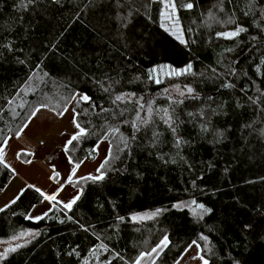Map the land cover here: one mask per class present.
<instances>
[{
  "label": "trees",
  "instance_id": "16d2710c",
  "mask_svg": "<svg viewBox=\"0 0 264 264\" xmlns=\"http://www.w3.org/2000/svg\"><path fill=\"white\" fill-rule=\"evenodd\" d=\"M20 2L0 0V44L13 42L12 52L0 48V140L10 134L9 130L15 138V131L22 122L28 123L26 117L37 103L48 104L50 110L56 108L62 102L61 97L68 94L63 85L70 84L71 88L88 91L96 97L103 96L89 79L100 77L101 72L120 79L121 83L114 85L115 94L123 91L135 92L145 98L154 96V107H166L168 100L161 94L166 84L148 80L149 70L158 65L180 68L191 61L197 75L178 76L175 80L191 84L201 93V100L192 102L194 106L186 100L177 108V114L184 121L179 134L189 141L182 147L181 155L193 166L191 169L181 162L163 165L156 159V151L169 155L175 152L168 142L170 135L162 125H158V130L163 132V142L156 148L149 145L151 131L143 139L138 136L145 147L135 153L134 160L127 165V172H109L106 182L95 185L91 181H79L85 195L82 202H78L81 206H74V218L85 223L86 227L94 225L95 235L93 229L85 232L77 224L64 219L59 208L40 221L26 218L34 210L32 205L37 207L43 200L34 190L25 188L24 195L16 203L0 212V241L25 229L38 235L17 252L0 260V264H103L105 258L111 264H131L140 252L150 251L165 233L171 243L156 264H173L174 259L180 260L188 243L198 240L199 233L209 237V247L215 253L201 252L206 258L211 256L210 264H231L236 259L241 264H264V235L242 231V226L249 221L264 225V136L259 132L264 129V112L260 110L264 104H248L239 91L241 84L248 80L255 81L256 87L264 91V85L260 83L264 80V68L257 71L254 61L258 53L250 41L251 36L264 39V32L252 24V16L242 17L241 11H236V22H243L248 32L238 38L236 51L226 53L224 49L235 47L236 41L217 38L215 33L235 26L225 21L232 14L237 0L231 4L224 0L223 11H220L221 0H194V9H180L181 24L185 29H192L185 33L189 42L187 47L160 27L164 23L160 16L164 10L162 5L152 3L148 15L144 14L141 5L145 0H136L135 3L131 0H94V3L90 0H61L56 5L49 0H39L38 5L18 8ZM181 2L185 0H177L178 7ZM243 5L244 0H240L241 8ZM137 7L140 8L138 13L135 11ZM129 10L133 11L129 18L131 24L128 28H121L116 17L118 14L121 17L127 15ZM256 15L258 17V10ZM125 43L127 48L123 46ZM229 58L248 72L247 78L224 75ZM19 60L25 63L21 64ZM218 60L222 63L218 64ZM34 68L35 76L27 80ZM213 68L216 74L212 73ZM201 72L207 78L201 77ZM44 73L49 75L44 76ZM136 76L140 79L135 80ZM229 83H234L235 88L227 87ZM37 84L39 88H36ZM205 93L214 101L210 108L223 104V109H218L217 115H211L209 107H205L211 121L209 131L201 133L199 119L189 122L185 113L195 112L204 104ZM248 94L255 96L256 88L249 87ZM237 97L241 98V108L235 107ZM106 100L105 96L98 102L116 112L124 107L129 109L120 119L135 117L133 106L127 101L123 104L118 101L120 108H116ZM98 111L90 109L87 114L81 113L78 119L85 125L91 121L97 131L104 118L110 123H118L111 114L97 116ZM246 124L251 127H244ZM119 126L125 135L129 134L128 125ZM215 129L224 132L219 142L215 141ZM75 145L73 142L68 146L70 154L73 159H82L88 142H81L76 151L71 152ZM96 156L86 161H93ZM20 158L30 160L31 155L21 154ZM125 166L119 162L116 164L117 168ZM116 175L119 179H110ZM13 177V172L0 164V195ZM192 181H196L195 186ZM192 199L211 208L212 212L205 214L203 220H197L188 209L171 207L176 201ZM98 203L104 207L99 208ZM157 208L166 211L144 223L130 219L138 214H151ZM72 214V211L68 212V215ZM118 215L124 216L125 220L117 221ZM101 242L111 251H101L98 262L89 249L94 244L98 247ZM199 243L203 249L204 242ZM72 248L77 249L79 257L66 254Z\"/></svg>",
  "mask_w": 264,
  "mask_h": 264
},
{
  "label": "snow or ice",
  "instance_id": "6c2138e0",
  "mask_svg": "<svg viewBox=\"0 0 264 264\" xmlns=\"http://www.w3.org/2000/svg\"><path fill=\"white\" fill-rule=\"evenodd\" d=\"M50 3L53 5L59 4L61 0H49ZM132 3H135L136 0H131ZM233 0H228V3L231 4ZM90 3H94V0H90ZM156 3L158 5L163 6V11L160 12V16L164 18V23H161L160 27L164 28L165 32H169L171 36H173L181 45L185 47L188 46V40L185 39V33L192 31L191 28L185 29L180 22L179 12L180 9L185 10H192L195 7L194 0H185V2H181L179 7L177 6V0H145V2L141 5L144 9V14L148 15V7L152 4ZM223 3L224 0L220 2V11H223ZM38 5L39 0H21V2L17 5L18 8H27L28 5ZM119 6V5H118ZM239 10L242 13V17H249L252 16V24L260 31L264 32V0H244L243 8L240 6V0H237L236 4L234 5V10L232 14L228 16V19L225 23L234 24L235 26L228 31H218L215 33L217 38H224L226 40H234L236 41L235 47L225 48L224 52L226 53H233L239 47V40L238 38L242 33L247 34L248 29L243 26V22H236V11ZM259 12L257 17L256 12ZM135 11L138 13L140 8H135ZM133 16V11L129 10L127 15L121 17L119 14L117 15L116 19L120 22L121 28H128L129 24H131L130 17ZM151 18L150 16L148 17ZM167 25V26H166ZM250 41L255 44L254 51L258 53L257 60L254 61L256 64L257 71H261L264 68V39L257 40L256 36H251ZM195 41H193L194 43ZM139 43V42H137ZM125 48L128 47L127 43L123 45ZM0 48H4L9 52L13 51V42L9 41L4 44H0ZM220 55H223L221 53ZM229 67L224 75L231 76L235 79L247 78L248 72L244 71L243 69L239 68L235 61L229 58ZM19 63L24 64V60H19ZM218 64H221L222 61L218 60ZM39 67V65L35 66ZM167 68L168 71L165 73L166 76L169 78L171 77H178V76H192L195 77L197 73L193 71V64L191 61L184 64L183 67L175 68L171 65H158L149 70L148 80L153 81L156 84H160L161 80L159 75L153 76L152 73L157 71V68ZM213 74H216V69L213 68ZM49 75L48 73H44V76ZM199 75L203 78H207L204 72L199 73ZM255 75V73H253ZM35 76V68L32 70L31 74L28 76L27 80H32ZM85 77L88 76L87 73L84 74ZM92 81L94 87L98 90V92L104 94L101 97H96L94 94H90L88 91H80L74 88H71L70 84L63 85V87L68 89V94L66 96L61 97V103L58 104L56 108L52 110L56 112L57 115L63 116L65 113L68 112V109L71 108L72 116L71 122L74 125V131L70 134L69 139L66 141L65 145L63 146L64 152L67 154V161L72 166L70 175L67 176V183L69 186H75V190L70 193L66 197L58 198L59 192L63 190L64 178L60 179V186L58 187L57 191L49 194L42 190V188L37 187L35 184H28L25 187L28 189L34 190L36 193L39 194L43 201L48 202L47 209L42 212L40 215L31 216L26 215V218L33 219L36 221H40L43 218H46L50 212L55 211L57 208L64 214V219L72 221L73 223L77 224L81 229L85 232H88L89 229H93V234L95 235L94 225L89 224L87 227L85 223H81L79 219H75V213L73 211L74 206L80 207L81 204L78 202H82V199L85 195L84 187L79 185V181L86 180L91 181L93 185L97 184L98 182H106V177H108L109 172L112 173H120V172H127L128 167L127 165L130 164L131 161L135 158V153L137 151L143 150L145 145L138 140V136L141 139L147 136V133L151 131V137L149 139V145L152 148H156L160 145L162 141L163 132L158 130V125H162L164 131L168 132L170 135V140L168 141L171 144V147L175 150L174 154L169 155L168 153H163L160 151L155 152L156 159L159 160L163 165H167L169 163L177 164L178 162L184 163L188 165V168L191 169L193 166L188 163V161L181 155V149L184 145L188 144L189 141L185 140L180 134V125L184 122L180 119V116L177 114V108L181 105H184L186 100L190 101V106H194L192 102L200 101L201 100V93L198 92L191 84H184L183 88L180 85H173L170 84L169 87H165L162 89V95H164L167 100L168 104L166 107H154L155 104V97L150 96L145 98L144 96H138L135 92H120L115 94L113 92L114 85H118L121 83L120 79H114L109 77L107 73L101 72L100 77L92 76L89 77ZM135 80H139L140 77H134ZM27 82V81H26ZM132 81H129L131 83ZM40 83H47L46 81H40ZM261 85H264V80H262ZM224 85H222L223 87ZM229 88H235L234 83H229L227 85ZM255 87L256 88V95H249L248 88ZM36 88H39V84L36 85ZM172 89L173 91H170ZM35 90V89H34ZM239 91L243 94V97H246V102L252 106H259L260 104H264V91H261L259 87H256L255 81L248 80L241 84ZM107 97L106 103L110 102L111 105L115 106L116 108H120V105L117 104L119 101L123 104L127 101L129 104L133 106L132 110L135 111V117L132 119H120L124 116V113L129 111L127 107L120 108L119 112H116L113 108L105 107L101 105L98 100ZM205 103L202 104L199 108L196 109L195 112L187 111L185 115L189 118V122H194L199 119V127L201 133H206L209 131V124L211 121V115H217V110L223 109V104H218L217 108H210V104L214 101L210 94H204ZM23 106V105H21ZM208 106L210 109L211 115H208L205 112V107ZM49 105L43 102H39L36 105L32 106L31 110L29 111L26 119L30 121L32 118L36 117L38 113L42 109L48 108ZM235 107L241 108L243 104L241 103V98L237 97L235 99ZM90 109H99L96 113L97 116H101L102 114H111L113 120H118V123H110L107 118L103 119V123L99 125V130L97 131V126L92 124L91 121L87 122V125L82 124L78 117L81 113L87 114ZM261 112H264V108L260 109ZM143 113V115H142ZM90 125L91 127H89ZM119 125H128L130 132L128 135H125V132L121 131ZM27 127L26 123H21V126L15 131L14 135L19 138L21 133L23 132L24 128ZM244 127H251L250 124L244 125ZM128 131V129H125ZM260 135L264 136V129L259 130ZM8 135L4 136V139L0 140V164H3L5 169L15 173L16 169L13 168L10 164L6 162V153L4 151L5 147L8 145L9 140L12 138L11 130H9ZM214 137L215 141L219 142V139L224 136V132L215 129L214 130ZM95 137V139H91ZM73 142H76V145L73 146L71 152L76 151V147L80 145L81 142H88V147L86 154L82 159H73V156L70 154L69 145H73ZM211 142V141H210ZM101 143L104 145L105 155L100 160L98 165L95 167L93 173H88L85 176H79L74 181L73 177L76 176V170L86 161L91 160L92 157L98 154V149L100 148ZM14 155L18 158L21 153L17 152ZM23 155L29 156L32 155L28 152H23ZM167 157V159H166ZM24 163H31V160L25 159ZM119 162L120 164L126 165L123 168H117L116 164ZM211 166V165H209ZM228 169L225 168V172ZM137 175H141L137 173ZM60 177V174L55 170V165L52 166V172L48 176V180H56ZM110 179H119V176L110 177ZM264 179V178H262ZM193 186H195L196 181H192ZM91 186V185H90ZM25 188H21L18 190L17 194L4 205L3 208H0V212L4 211L5 209L9 208L11 204L16 203L18 199L22 195H24ZM99 208H103L104 205L98 203L97 205ZM194 206V207H193ZM33 208L36 205H32ZM174 209H188L190 214L196 218L197 220H203L204 215L211 213L212 209L206 207L203 203H198L195 199L190 201H176L171 205ZM72 211V215H68V212ZM162 211H166L165 209L157 208L150 215H141V219H154L158 216ZM58 219V218H55ZM119 222H123L125 220L124 216H116L115 218ZM130 219L135 222L136 217L132 216ZM60 223H64L63 219H59ZM112 225H110L111 227ZM242 231L245 233H256L257 235H264V225L259 224L255 221H249L242 226ZM38 233L32 232L31 229L21 230L19 233L14 234L10 237L13 241L23 240L25 237L28 238H35ZM97 239H100L97 236ZM199 241H203V249ZM28 240H25L24 243H28ZM7 243V241H5ZM171 243L169 240V236L167 233L163 235V238L159 240V242L151 248L150 251L147 252H140L132 261L131 264H142V260L145 256L153 257L155 255L156 259L159 260L162 257V253L164 249L168 247ZM193 246H195L193 248ZM23 244L16 243L14 245H10L7 249V252H17L18 249L22 248ZM193 249L194 255L191 256V260L198 259L201 264H210V258H206L205 255H202L201 252L206 250L207 253L211 255H215L212 248L209 247V237L204 233L198 234V240L193 239L190 243H188L187 249ZM89 251L93 252L95 259L100 262V255L101 251L103 252H110L111 249L109 246L103 242L97 247L95 244L93 245L92 249ZM68 256H77L79 257L80 253L77 251L76 248L70 249L67 253ZM6 253H0V257L5 256ZM117 257H119V253H116ZM182 259H187L185 257H181ZM191 260H188V264H191ZM86 264V262H85ZM103 264H111L110 261H107L106 258L103 261ZM153 264H156V261H153ZM173 264H180L179 260L173 261ZM231 264H241L240 260L236 259L231 262Z\"/></svg>",
  "mask_w": 264,
  "mask_h": 264
},
{
  "label": "rangeland",
  "instance_id": "374dc122",
  "mask_svg": "<svg viewBox=\"0 0 264 264\" xmlns=\"http://www.w3.org/2000/svg\"><path fill=\"white\" fill-rule=\"evenodd\" d=\"M163 18V17H162ZM164 21V18H163ZM167 26V25H166ZM168 69L157 68L156 72L152 75H159L161 83L166 84L169 87L170 84L180 85L183 88L184 84L175 80L176 77L169 78L165 75ZM170 91H173L170 89ZM72 112L68 109V112L63 116H59L55 111L50 109H42L38 115L32 118L27 123V127L24 128L20 137L11 138L4 151L6 153V162L16 169V180L14 181V187L20 186L21 180L28 182L29 184H35L37 187L42 188L46 193H53L57 191L60 186V179L64 178L63 190L59 192V197H66L75 190V186H69L67 183V176L71 173L72 166L67 161V155L63 150V146L69 139L70 134L74 131V125L71 122ZM28 152L31 153V163H24L20 156L17 158L14 153ZM104 145H100L98 154L93 161H85L77 170L76 176L73 177L75 181L79 176H85L88 173H93L95 167L98 165L100 160L104 157ZM55 165V170L60 174L56 180H48V176L52 172V166ZM5 202L0 200V208L3 207ZM48 207V202L43 201L41 205L34 208L31 212V216L40 215ZM141 215H136V221L139 223L147 222L151 219H141ZM33 220V219H31ZM25 240L30 241L31 239L25 237L23 240L13 241L11 239L0 241V253H6L5 256L0 257V260L12 254L13 252H7L10 245L21 243L25 246ZM7 241V243H5ZM195 246H193L194 248ZM193 249H187L182 257L180 258V264H188V260H191V256L194 255ZM191 264H201L196 260H191Z\"/></svg>",
  "mask_w": 264,
  "mask_h": 264
},
{
  "label": "crops",
  "instance_id": "0c3cea01",
  "mask_svg": "<svg viewBox=\"0 0 264 264\" xmlns=\"http://www.w3.org/2000/svg\"><path fill=\"white\" fill-rule=\"evenodd\" d=\"M14 174V177L13 179L11 180V182L9 183V185L7 186L6 190L3 192V194L0 195V200L2 199L3 202L8 203L18 192L19 189L21 188H26L25 186L28 185L29 183L24 181V180H21L22 182L20 183V186L17 187H14V181L17 179L16 178V174ZM4 204V205H5ZM3 205V207H4ZM2 207V208H3ZM165 250V249H164ZM156 261V257L155 255L153 257H147L145 256L142 260V264H153V261Z\"/></svg>",
  "mask_w": 264,
  "mask_h": 264
}]
</instances>
